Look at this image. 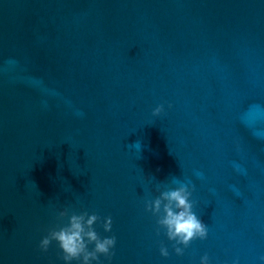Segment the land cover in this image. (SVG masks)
I'll list each match as a JSON object with an SVG mask.
<instances>
[{"label": "water", "instance_id": "water-1", "mask_svg": "<svg viewBox=\"0 0 264 264\" xmlns=\"http://www.w3.org/2000/svg\"><path fill=\"white\" fill-rule=\"evenodd\" d=\"M0 264H264V0H0Z\"/></svg>", "mask_w": 264, "mask_h": 264}]
</instances>
